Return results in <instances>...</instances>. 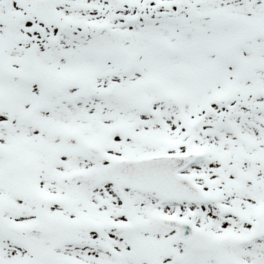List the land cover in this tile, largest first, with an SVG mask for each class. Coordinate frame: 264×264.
<instances>
[{"label": "snow or ice", "instance_id": "snow-or-ice-1", "mask_svg": "<svg viewBox=\"0 0 264 264\" xmlns=\"http://www.w3.org/2000/svg\"><path fill=\"white\" fill-rule=\"evenodd\" d=\"M0 264H264V0H0Z\"/></svg>", "mask_w": 264, "mask_h": 264}]
</instances>
